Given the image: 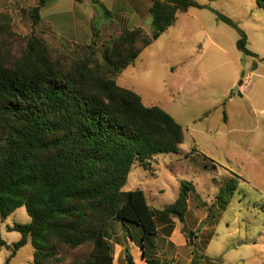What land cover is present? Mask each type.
Wrapping results in <instances>:
<instances>
[{
    "label": "trees",
    "instance_id": "16d2710c",
    "mask_svg": "<svg viewBox=\"0 0 264 264\" xmlns=\"http://www.w3.org/2000/svg\"><path fill=\"white\" fill-rule=\"evenodd\" d=\"M47 0L27 10L33 31L26 36L18 59L0 56V221L24 207L29 223L7 228L20 239L10 246L7 262L29 241L32 264H112L111 222L131 224L141 242L157 236L154 218L174 216L199 264H217L194 249L195 232L185 224L191 183H182L178 196L161 210L149 207L141 189L119 199L133 165L145 170L160 154H177L184 141L182 126L165 110L145 106L134 91L117 84L120 73L133 65L190 8L210 9L193 0H151V33L141 27L123 30L95 43L81 55L71 44L57 40L52 47L37 30ZM83 2L84 0H76ZM264 9V0H255ZM101 16L111 17L101 0H91ZM218 19L239 34L236 48H247V36L231 19ZM97 19V20H98ZM97 22V21H96ZM11 31V17L0 12V35ZM226 207L228 201L218 197ZM86 247L81 257L69 252ZM127 264H135L128 250Z\"/></svg>",
    "mask_w": 264,
    "mask_h": 264
},
{
    "label": "rangeland",
    "instance_id": "374dc122",
    "mask_svg": "<svg viewBox=\"0 0 264 264\" xmlns=\"http://www.w3.org/2000/svg\"><path fill=\"white\" fill-rule=\"evenodd\" d=\"M193 1L210 9L178 13L175 24L116 79L145 106L165 110L184 131L177 154L155 156L147 170L133 165L119 202L127 192L141 189L149 199L157 195L160 205L171 204L180 185L191 183L187 226L199 227L197 211L204 210L208 217L203 223L207 231L198 228L196 251L217 264H264V9L255 0ZM5 7L0 6V12L11 17L15 35H0V56L13 61L33 28L30 18ZM217 14L244 31L255 56L236 48L238 32ZM102 23L98 19L96 26ZM44 37L50 46H58V39ZM102 44L95 45L100 49ZM72 46L81 55L88 53ZM219 196L228 201L226 207ZM29 221L25 208H19L0 221V238L9 246L17 242L20 234L5 225ZM85 250L69 252L68 257H81ZM9 255L10 249L2 247L0 264H32L33 246L29 241L7 262ZM189 256V249L181 250L180 258Z\"/></svg>",
    "mask_w": 264,
    "mask_h": 264
},
{
    "label": "crops",
    "instance_id": "0c3cea01",
    "mask_svg": "<svg viewBox=\"0 0 264 264\" xmlns=\"http://www.w3.org/2000/svg\"><path fill=\"white\" fill-rule=\"evenodd\" d=\"M38 2L39 0H0V6H6L5 8L10 12L21 14L28 19L27 10L35 7ZM101 2L110 12L111 17L101 16L100 20L103 23L97 27L98 14L91 0L83 2L47 0L40 11V24L37 29L46 37H53L82 49H87L93 43L99 46L110 37L119 35L123 30H131L135 27L143 28L147 34L151 33L149 15L151 0H101ZM161 192L163 191H159ZM156 197L157 195L152 194L149 199L146 195L148 205L153 210H161L166 205H160ZM190 197L189 194L184 226L188 231H197L194 239L195 249L201 234L198 228L203 226V230L207 231V225L203 223L208 217H205L204 210L197 211L194 218L199 227L190 229L187 226L188 216L192 212ZM198 208L199 206H195L194 210ZM154 222L157 236L152 242H141V231L138 227L123 224L117 220L112 221L107 230L108 238L113 245L112 264H127L124 257L125 250L131 254L135 264H191L194 261L199 264L202 262L201 259L193 260L191 248L181 231L182 224L176 217L156 216ZM11 226L6 224V230ZM185 248L190 250V256L180 258V252ZM195 252L200 255L196 249Z\"/></svg>",
    "mask_w": 264,
    "mask_h": 264
},
{
    "label": "water",
    "instance_id": "95a60500",
    "mask_svg": "<svg viewBox=\"0 0 264 264\" xmlns=\"http://www.w3.org/2000/svg\"><path fill=\"white\" fill-rule=\"evenodd\" d=\"M240 84H242V82H240ZM236 90H238V88H236ZM191 264H197L196 261L192 262Z\"/></svg>",
    "mask_w": 264,
    "mask_h": 264
}]
</instances>
